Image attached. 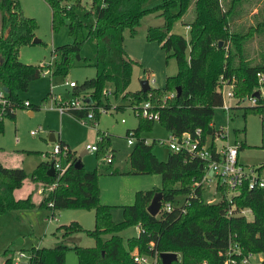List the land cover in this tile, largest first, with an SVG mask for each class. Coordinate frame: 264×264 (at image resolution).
Returning <instances> with one entry per match:
<instances>
[{"label":"trees","instance_id":"16d2710c","mask_svg":"<svg viewBox=\"0 0 264 264\" xmlns=\"http://www.w3.org/2000/svg\"><path fill=\"white\" fill-rule=\"evenodd\" d=\"M44 1L50 7L53 28L66 20L70 34L75 36L72 43L55 49L60 61L55 64L52 74L64 76L75 60L82 59L83 42L92 49L91 65L96 73L81 84L76 83L70 95L89 94L95 118L100 113L99 107L109 109L102 97L110 90L123 100L131 99L137 104L146 100L155 103L153 111L158 113V120L167 131L181 135L200 128L204 138L215 131L214 111L222 104V95L217 89L221 76L233 79L235 96H247L259 84L264 87V10L258 9L252 24L242 25L244 10L240 4L243 0H226L224 4L222 0H161L152 7L146 6L148 0H92L91 9L85 12V15L95 16L91 23H85L79 17L83 10L80 2ZM190 9L193 19L186 23L189 27V38L186 39L172 33L171 29L173 23L186 16ZM153 11L159 12L164 24L148 27L146 38L158 42L167 57L176 60L178 70L175 75L166 77L164 90L150 87L145 92L140 89L130 92L128 87L135 61L125 51L123 32L128 28L134 34L141 19ZM0 28V86L8 89L12 106L16 108L21 105L17 92L26 90L45 68L19 59V48L32 43L37 25L23 14L18 0H0ZM258 73L262 75L261 82ZM178 86L181 88L179 95L168 99L165 105L155 102L161 93L175 91ZM245 110L262 114L264 104L258 99L257 105ZM70 113L80 120L87 110ZM5 117L13 118L14 112ZM152 123L140 116L139 126L134 130L137 141L129 154V162L133 173L159 174L163 187L138 191L134 203L121 206L123 219L120 222L113 221L109 205L99 202L97 171L85 170L83 166L76 168L77 157L68 147L61 159L65 170L59 177L48 175L50 161L41 162L31 173L32 180L52 185L40 203L50 208L52 214L69 207L93 208L95 217V227L91 230L83 229L77 221L59 226V243L31 249L33 264H65L68 249L76 252L78 264H138L133 259L134 250L145 255L178 252L181 259L175 264L202 261L222 264L224 255L220 253L227 249L230 237L234 235V241L244 253H261L264 264V189H249L246 182L230 203L225 198L224 188L219 187L221 199L215 203L205 202L204 188L198 184L204 173L203 162L187 153L171 151L165 160L158 159L152 151L155 142L147 144L145 139L137 137L140 129ZM1 131L3 119L0 120ZM100 140L97 151L101 147L103 157L108 152L112 154L108 162L111 163L113 151L108 148L109 139L105 136ZM58 143L66 147L63 142ZM258 167L264 169V162ZM25 178L24 169L8 168L0 162V213L35 206L30 195L15 197L14 191L22 186ZM157 191L162 192L161 202L169 201L173 208L152 216L147 206ZM231 205L235 210L228 215ZM245 209L251 211V221L241 214ZM138 225V234L127 239V246H124L119 233ZM80 232L93 237L94 246L67 243L70 236ZM107 234L110 236L105 239ZM4 264H12L11 258L8 257Z\"/></svg>","mask_w":264,"mask_h":264},{"label":"rangeland","instance_id":"374dc122","mask_svg":"<svg viewBox=\"0 0 264 264\" xmlns=\"http://www.w3.org/2000/svg\"><path fill=\"white\" fill-rule=\"evenodd\" d=\"M23 14L32 18L37 28L35 36L38 43L24 44L19 48V59L23 63L45 66L40 77L32 80L27 89L18 91L19 103L29 101L30 109L21 105L14 108V117L3 119V131L0 132V162L8 168H22L26 173L21 189L15 192L16 198H24L30 194L34 207L24 210H14L0 213V264L4 258L10 257L14 251L29 253L32 248L51 247L59 243L61 233L58 227L77 221L85 230L95 227L93 208H65L52 211L41 205V201L52 185H43L31 179V173L43 161H50L49 154L58 141H49L48 136H54L63 141L78 159L81 160L85 170H96L99 202L110 206L114 222L123 219L121 206L132 204L136 200V193L140 190H155L163 187L161 176L154 173H133L129 162V154L133 145L127 143V130L133 131L139 126L140 113L143 103L149 101L132 102L131 99L123 100L121 96L115 97L112 92L102 97L108 103L109 109L99 113L92 121L77 119L71 114L63 115L51 103L50 94L61 97H70L72 88L65 85V81H75L78 85L85 79L95 75L93 53L90 45L83 42L81 46V60H75L66 75L52 74L55 64L60 61V55L55 52L58 46L72 43L75 39L68 28V21H64L57 28H53L50 7L44 0H18ZM92 0H68L69 4L83 5L79 17L85 23L95 21L93 14L85 15L91 9ZM161 0H148L146 6L152 7ZM226 0H222L224 4ZM244 10L242 25L252 24L253 15L258 9L264 10V0H243L240 4ZM153 11L145 15L136 27L134 34L126 28L124 34V48L127 55L135 61L132 78L128 91L135 92L141 88V81L147 80L151 88L164 90L166 77L175 75L178 70L177 62L173 57H167L165 51L156 41L146 38V31L151 26H162L164 19ZM193 19L191 9L186 16L173 23L171 32L189 38V27L186 23ZM1 32V28H0ZM51 65H48L49 63ZM48 69L51 73H44ZM154 80V81H152ZM141 90V89H140ZM110 91V90H109ZM173 92V91H172ZM260 94L259 99L264 104V87L254 88L247 96L239 95L229 102L233 108L227 113L221 106L215 108L213 125L216 130L220 128L228 132L225 143L228 145L239 144L238 160L244 166L258 167L264 162V113L246 111L247 107L254 106L251 99L253 93ZM171 93L165 91L155 101L162 103L164 96ZM107 98V100H106ZM227 100V99H226ZM152 106L155 105L151 101ZM256 103V102H255ZM35 107V108H34ZM124 120V121H123ZM35 131L36 134H31ZM108 137V148L113 151V161L108 163L107 155L99 151L86 150L87 144L98 142L100 137ZM138 138L145 139L152 145V151L160 160H165L169 151L168 147L158 141H166L169 137L167 131L158 119H154L151 126L139 130ZM223 144L218 141V145ZM102 145V143H101ZM86 150V153H81ZM158 192V191H157ZM203 199L208 203H215L221 199V193L215 192L213 186L205 185L202 193ZM249 221L253 219L250 210L241 212ZM56 217V220L53 217ZM138 226H130L119 234L122 243L127 246V239L137 234ZM109 234L104 238H109ZM21 240V244H16ZM70 245L77 244L83 247H92L95 244L93 237L85 232L73 234L67 239ZM139 254L136 250L133 255ZM178 260L181 254L177 252ZM261 253H256L252 259L253 264H261ZM176 262V263H177ZM65 264H78V257L73 249H68L65 254ZM175 264V263H173Z\"/></svg>","mask_w":264,"mask_h":264},{"label":"built area","instance_id":"2783aa9c","mask_svg":"<svg viewBox=\"0 0 264 264\" xmlns=\"http://www.w3.org/2000/svg\"><path fill=\"white\" fill-rule=\"evenodd\" d=\"M50 62L48 65H51ZM44 73H51L48 69ZM259 76V81L263 80L261 74ZM154 81V80H152ZM65 85L70 88L76 85L75 81H65ZM218 91L222 95L221 107L227 113L230 111L232 104L229 102L232 99H236L235 96V83L233 79H226L220 77L218 80ZM107 94L110 92L107 91ZM176 95V91H173L164 96L161 105H165L168 99L173 98ZM260 95V94H259ZM51 103L55 108L63 113H70L73 111H83L87 110V114L82 118L84 121H92L95 119V111L93 107V102L89 98V94L70 97H61L58 99L56 95L50 94ZM227 99V100H226ZM251 99L254 104L257 105L259 97L251 95ZM256 102V103H255ZM21 106L30 109L31 104L29 101L21 102ZM142 110L138 114L149 120L158 119V113L153 111L154 106L147 101L143 103ZM99 112L107 111L104 107L98 108ZM14 107L12 106V100L7 94V91L0 86V120L4 119L7 113L13 112ZM124 121V120H123ZM31 134H36L35 131H31ZM228 138V132L220 128L214 131L211 135H206L202 137V132L200 128L195 129L193 133L183 132L181 135L173 134L169 132V137L166 141L159 140L160 144H164L168 147L169 151L174 153L184 152L189 154L191 157L197 158L203 162L204 173L198 183L203 188L206 186L214 188L215 192H220V188L225 190V198L228 202L232 203L233 197L237 194L239 187L247 182L249 189L261 188L264 189V169L259 170V167L255 166H244L239 163V144L228 145L225 143ZM101 139V137H100ZM99 139V140H100ZM136 141V136L133 131L127 133V143L133 145ZM156 142L155 140H153ZM152 141V142H153ZM218 141L223 144L218 145ZM145 143L146 140H145ZM98 149L97 142L94 144H87L86 150L90 152H96ZM67 147H61L59 143H56L49 154L50 162H53L54 174L58 177L64 172L65 167L61 164V159L66 155ZM112 159V154L107 155V161L110 162ZM222 195V193H221ZM173 208L171 202H161V211H171ZM235 210V206L231 205L228 209V215H232ZM245 210L241 211L244 212ZM56 220V217H53ZM235 236V235H234ZM234 236L230 237L228 247L225 251L220 254L224 255V261L222 264H253L252 259L254 253H244L239 244L234 241ZM12 264H33L32 253H25L23 251H13L10 255ZM133 259L138 264H161V259L158 253L145 255V254H135ZM262 257L259 258V262L263 264ZM198 264H207V261L199 262Z\"/></svg>","mask_w":264,"mask_h":264},{"label":"water","instance_id":"95a60500","mask_svg":"<svg viewBox=\"0 0 264 264\" xmlns=\"http://www.w3.org/2000/svg\"><path fill=\"white\" fill-rule=\"evenodd\" d=\"M32 42L33 43H38V42H40V40L37 39V38H33ZM219 45H221V42H219ZM149 88H150V86L148 84V81L147 80H142L141 81V88H140L141 91L145 92ZM3 89L5 91H8V89L6 87H3ZM180 90H181V88L179 86L176 87L175 91H176L177 95H179ZM253 94L256 97H260L258 92H255ZM29 114H32V111H29ZM48 140L49 141H55L56 140V138L54 137L53 133L48 137ZM84 153H86V150L83 151L81 153V155H83ZM74 166L76 168H82L83 164H82L81 160L77 158V160L74 163ZM48 175H51V176L54 175V166H53V162L52 161L49 164ZM161 201H162V192H160V191L155 192L153 194L152 198H151L150 203L147 206V211H148V213L150 215L156 216V215L159 214L160 207H161ZM20 243H21V240L17 241L16 244L19 245ZM159 256H160V259H161V264H172L174 262H177V260H178V256H177L176 252H161L159 254Z\"/></svg>","mask_w":264,"mask_h":264},{"label":"crops","instance_id":"0c3cea01","mask_svg":"<svg viewBox=\"0 0 264 264\" xmlns=\"http://www.w3.org/2000/svg\"><path fill=\"white\" fill-rule=\"evenodd\" d=\"M30 111H31V109H30ZM63 114H64V113H63ZM63 114H61V115H63ZM68 114H71V113H68ZM71 115H72V114H71ZM72 116H73V115H72ZM73 117H74V116H73ZM213 126H214V125H213ZM51 134H52V133H50V135H51ZM50 135H49V136H50ZM53 135H54V134H53ZM49 136H48V137H49ZM54 137H55V136H54ZM55 138H56V137H55ZM55 141H61V140H58V139L56 138ZM61 142H63V141H61ZM63 143H64V142H63ZM64 144H65V143H64ZM84 151H85V150H84ZM33 181H35V180H33ZM35 182H39V181H35ZM40 183L43 184V185H46V184H44V183H42V182H40ZM19 189H21V188H19ZM19 189H18V190H19ZM16 190H17V189H16ZM16 190L14 191V193L16 192ZM28 195H30V194H28ZM28 195H27V196H28ZM137 234H138V230H137ZM137 234H136V235H137ZM20 244H21V243H20ZM13 251H14V250H13ZM7 258H8V257L4 258L3 261L1 262V264H4V261H5Z\"/></svg>","mask_w":264,"mask_h":264}]
</instances>
